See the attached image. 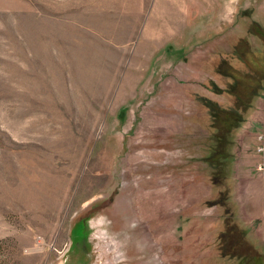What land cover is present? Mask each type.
Segmentation results:
<instances>
[{
    "label": "rangeland",
    "instance_id": "obj_1",
    "mask_svg": "<svg viewBox=\"0 0 264 264\" xmlns=\"http://www.w3.org/2000/svg\"><path fill=\"white\" fill-rule=\"evenodd\" d=\"M144 1L0 0V264H62L86 228L94 264H264V230L241 226L233 198V223L218 221L224 188L204 161L199 96L231 106L212 81L234 80L197 42L154 38ZM261 2L240 0V33L208 46L264 85Z\"/></svg>",
    "mask_w": 264,
    "mask_h": 264
},
{
    "label": "crops",
    "instance_id": "obj_2",
    "mask_svg": "<svg viewBox=\"0 0 264 264\" xmlns=\"http://www.w3.org/2000/svg\"><path fill=\"white\" fill-rule=\"evenodd\" d=\"M240 0H145L144 4L153 7V22L149 25L151 35L166 36L182 45V50L188 45L196 43L206 48L211 63L218 61L231 50H225L219 45L221 39L230 37L231 42L240 33L239 21ZM261 5L264 2L260 3ZM264 7V6H262ZM194 38H198L194 40ZM219 40H221L219 42ZM167 40L166 42H168ZM218 41V42H217ZM172 42V41H171ZM229 42V41H228ZM221 46L219 50H212L208 45ZM232 47V44L230 45ZM187 48V47H186ZM203 51V50H201ZM204 52V51H203ZM232 53V52H231ZM214 54V60L211 59ZM225 54V55H224ZM230 54V53H229ZM178 63V62H177ZM259 110L253 105L251 112L237 132L234 149V162L230 174L231 199L233 198L236 219L242 227L249 229L264 230V199L256 193L250 183L254 184L258 179L254 176V168L251 163L257 136L264 132V97L259 100ZM252 160V161H251ZM264 183V179L260 180ZM248 182L249 185H245ZM253 202V203H252ZM221 219L223 223V208ZM256 232V233H257ZM264 235V234H263ZM264 240V237L262 236Z\"/></svg>",
    "mask_w": 264,
    "mask_h": 264
},
{
    "label": "trees",
    "instance_id": "obj_3",
    "mask_svg": "<svg viewBox=\"0 0 264 264\" xmlns=\"http://www.w3.org/2000/svg\"><path fill=\"white\" fill-rule=\"evenodd\" d=\"M235 52L237 51L234 50L231 55H228L229 57L226 56L224 58L222 56L217 62L213 63L214 68L220 74L234 80L227 88L220 87L215 81H212L213 88L211 91L215 94L226 93L230 95L232 98L231 106L224 107L212 98L199 96L202 104L207 108L209 120L208 125H206L211 131L208 139V152L204 157V161L214 168L209 177L211 184L217 187L222 185L221 187L224 188L223 190H218L217 202L215 203L224 210V226L234 221L231 211L232 207L228 204V200L230 199L231 201L232 189L230 174L231 160L234 156L231 148L238 130L253 108L255 103H253L255 101L254 99L260 95L261 91L264 92L263 77L260 76V74L262 75L261 69L256 67L255 69L249 70L246 64L245 68L235 67L229 60ZM213 205L210 204L209 206ZM230 225L232 232H236L238 226L235 224ZM228 231L225 230L221 235H225ZM243 239L245 238L239 237L237 240ZM236 244H238V241H236ZM250 261L251 264H258V261L254 257H250Z\"/></svg>",
    "mask_w": 264,
    "mask_h": 264
},
{
    "label": "water",
    "instance_id": "obj_4",
    "mask_svg": "<svg viewBox=\"0 0 264 264\" xmlns=\"http://www.w3.org/2000/svg\"><path fill=\"white\" fill-rule=\"evenodd\" d=\"M90 234H83L81 237L72 240V250L69 252L62 264H94L95 261L91 253ZM74 239V238H73Z\"/></svg>",
    "mask_w": 264,
    "mask_h": 264
},
{
    "label": "built area",
    "instance_id": "obj_5",
    "mask_svg": "<svg viewBox=\"0 0 264 264\" xmlns=\"http://www.w3.org/2000/svg\"><path fill=\"white\" fill-rule=\"evenodd\" d=\"M259 138H260L262 141H264V134H260V135H259ZM259 150H260V151H263V147L260 146V147H259Z\"/></svg>",
    "mask_w": 264,
    "mask_h": 264
},
{
    "label": "bare ground",
    "instance_id": "obj_6",
    "mask_svg": "<svg viewBox=\"0 0 264 264\" xmlns=\"http://www.w3.org/2000/svg\"><path fill=\"white\" fill-rule=\"evenodd\" d=\"M110 264V263H109Z\"/></svg>",
    "mask_w": 264,
    "mask_h": 264
}]
</instances>
